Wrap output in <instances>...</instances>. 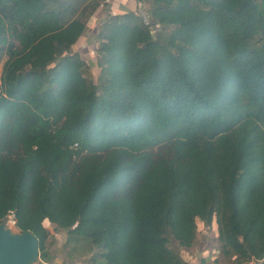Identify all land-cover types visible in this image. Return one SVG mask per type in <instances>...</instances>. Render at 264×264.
Segmentation results:
<instances>
[{"label": "trees", "instance_id": "16d2710c", "mask_svg": "<svg viewBox=\"0 0 264 264\" xmlns=\"http://www.w3.org/2000/svg\"><path fill=\"white\" fill-rule=\"evenodd\" d=\"M103 1L0 0V223L43 262L47 223L97 264H187L168 236L214 220L225 256L264 264V0H152L154 35L108 14L94 83Z\"/></svg>", "mask_w": 264, "mask_h": 264}, {"label": "rangeland", "instance_id": "374dc122", "mask_svg": "<svg viewBox=\"0 0 264 264\" xmlns=\"http://www.w3.org/2000/svg\"><path fill=\"white\" fill-rule=\"evenodd\" d=\"M143 10L147 11L144 8ZM106 16L107 15H105V17ZM92 19L93 18L91 17L90 20ZM98 23H100V21L93 24ZM102 23L103 22L100 24ZM91 34L90 38L88 37L90 40L89 44H83L81 50L82 53L87 56L90 66L89 71L86 73L87 79L96 83L99 73V68L96 65V53L95 50L89 51L90 48L97 47L99 44V39L96 36L93 25L91 27ZM88 38L87 42L89 41ZM91 52H93V54H91ZM4 60H6V57L2 59L0 67ZM196 223V239L191 247H179L177 242L170 236H168V247L176 252L182 259L188 261L189 264H236L234 257L225 256L221 251V246L217 238V226L215 221L213 220V222L208 225L200 220H197ZM46 225L50 230L49 238L47 240V250L50 254V260L48 262H43L40 258H37L30 264H97L90 260H92L95 252L99 253V250L95 249L88 242L82 240H80L78 244H68L66 243L67 232L65 230H57L47 223ZM11 231L15 232L16 230L12 229Z\"/></svg>", "mask_w": 264, "mask_h": 264}, {"label": "water", "instance_id": "95a60500", "mask_svg": "<svg viewBox=\"0 0 264 264\" xmlns=\"http://www.w3.org/2000/svg\"><path fill=\"white\" fill-rule=\"evenodd\" d=\"M37 258L38 240L32 233L14 232L0 223V264H30Z\"/></svg>", "mask_w": 264, "mask_h": 264}, {"label": "crops", "instance_id": "0c3cea01", "mask_svg": "<svg viewBox=\"0 0 264 264\" xmlns=\"http://www.w3.org/2000/svg\"><path fill=\"white\" fill-rule=\"evenodd\" d=\"M111 1V4H112V7H113V10L116 13H125V12H129V11H132V12H136L139 8H144L145 10H148L149 7H150V2L152 0H110ZM101 4V3H100ZM100 8V6H99ZM107 14V11L105 12L104 10H102L100 8V10L98 12H96L95 14H93L92 16V20H90L88 22V25L86 26L83 34H82V40L80 42L79 45H83V44H89L90 40V36L92 35L91 34V27L93 25V23H97V21H100L103 22L104 21V18H105V15ZM95 21V22H93ZM98 23V24H100ZM89 37V38H88ZM87 38H88V42H87ZM81 49V47H79ZM78 48V50H79ZM187 264L188 261H186L185 259H183ZM202 262V261H200Z\"/></svg>", "mask_w": 264, "mask_h": 264}, {"label": "built area", "instance_id": "2783aa9c", "mask_svg": "<svg viewBox=\"0 0 264 264\" xmlns=\"http://www.w3.org/2000/svg\"><path fill=\"white\" fill-rule=\"evenodd\" d=\"M100 8H102V10H104L105 12L107 11L106 15H108V14L110 16H114L115 15V12L113 10V7H112V4H111L110 0H104L100 4ZM135 14L140 17L141 22H142V24L144 26L149 27L151 35H154L155 33H157L159 31V26H157L154 22L151 21V18L149 17V15L142 8H139L135 12ZM91 54H93V52H91ZM0 69H1V67H0ZM0 80H1V71H0ZM3 222H5V225L8 228H10L11 230L12 229L16 230V228H15V218H14L13 211H9L7 217L3 220Z\"/></svg>", "mask_w": 264, "mask_h": 264}]
</instances>
